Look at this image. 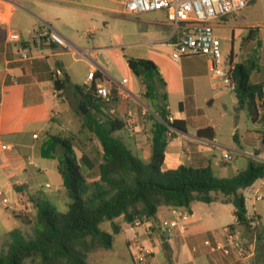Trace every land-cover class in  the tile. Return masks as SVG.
<instances>
[{"label": "crops", "instance_id": "crops-1", "mask_svg": "<svg viewBox=\"0 0 264 264\" xmlns=\"http://www.w3.org/2000/svg\"><path fill=\"white\" fill-rule=\"evenodd\" d=\"M13 1L15 2L13 9L9 12L3 11L0 17V192L2 195H4L3 189L12 187L22 192L35 191L34 186L39 183V176L50 174L58 184L54 187L50 182L39 184L40 195L44 198L42 202L47 201L57 207L56 200L61 198L64 200L62 191L64 185L59 173L58 160L44 158L42 147L47 136L54 134L51 130L55 125V118L59 116L63 106L68 105L64 97L59 98L55 84L56 78L63 79L66 76L69 77L70 83L65 93H70L79 106L82 95L77 86L89 88L96 84L97 88L105 87L112 91V99L102 110L123 119L131 115L135 127L133 130L123 129L129 135L128 141L122 140L145 161L151 158L150 138L154 120H160L159 112L165 104L170 117L186 122V133L172 129L176 134L169 133L165 168H176L181 164L196 168L211 166L214 172L226 173L225 169H221L219 164L212 160L214 151L221 149L222 153L229 150L248 157L245 162L233 165L235 171L233 175L248 167L249 158L258 161L264 159V149H262L264 123L261 131L254 126L257 131L247 129L241 137L238 134L240 124L236 123L233 137L239 146L237 144L224 146L216 141L217 126L210 124L201 114L204 112L198 104L199 95L207 103L213 104L214 101L208 94L210 88L206 80L212 71L209 57L202 56L206 59L202 64L184 68L182 59L169 64L166 59L154 52L145 56H133L152 60L166 85L161 82L159 76L145 79L138 77L129 67L128 62L125 73L120 77L110 69L102 53L104 47H95L94 41H92L93 47L89 46L87 42L89 37L83 36L87 30L95 29L96 32L92 36L95 37L99 30L95 23L101 21L104 27H108L107 18L110 14L117 11L123 13V8H116L115 0ZM120 4L122 6V1ZM137 17L152 18L160 23V26L168 28L164 40L156 41L172 39L175 35V27L166 21L164 13H149ZM226 18L217 20L215 28L224 23ZM10 30L21 35L20 42L7 41V33ZM45 31L58 32L69 42L71 49L66 50L54 43L48 44L36 36ZM96 39L99 42L100 38L96 37ZM24 53L30 58L24 59L22 57ZM170 53L171 51L169 57ZM231 53L236 54L234 50ZM76 54L82 56L76 57ZM72 62L85 64L86 74L83 80L76 77V69ZM170 65L180 71L178 76L174 77L167 73ZM91 71H95V76L89 83L87 75ZM124 79H127L125 83H123ZM145 81L155 86L154 95L147 91ZM234 98L233 108H239L236 94ZM253 124L257 125L259 122ZM209 127L214 129V133L206 131L203 136L198 135L200 130ZM79 141H81V152L76 151L78 157L82 159L90 180H95L99 175L103 148L93 135L82 137ZM92 141L96 143V151H93L90 145ZM245 145L250 148H245ZM257 152H260L258 156ZM84 154L86 158H82ZM46 185L50 187L46 188ZM254 189H258L263 197L260 200L252 197L246 202L247 204L245 203L246 208H255L260 221L255 238L256 254L250 264H264V178L258 179L252 186L243 190V193L251 194ZM212 195L216 198L215 201L212 203L195 201L190 212L185 209L161 207L158 212V223L154 225L152 220L149 221L152 224L151 234L145 233L143 225L133 227L119 218L123 231L118 235L124 236L132 262L130 244L133 239H137L154 251L152 264H227L228 259L220 252L211 251L205 245V241L214 242L223 239L224 229L235 223V207L232 203L223 201V194L212 192ZM34 197L35 194L29 197V204L25 206L26 212L22 211L16 214V217L30 220L29 214H34L37 205L41 203V200L36 201ZM21 200L24 203V199ZM186 212H189L190 216L183 226L176 228L172 237H167L165 241L160 240L153 227H162L163 221L174 219ZM224 218L228 220L223 222ZM243 231L252 241L253 233L246 229ZM165 242L168 243L167 247L164 246ZM108 250L101 249L90 256H93L95 263L102 262L108 257Z\"/></svg>", "mask_w": 264, "mask_h": 264}, {"label": "trees", "instance_id": "trees-1", "mask_svg": "<svg viewBox=\"0 0 264 264\" xmlns=\"http://www.w3.org/2000/svg\"><path fill=\"white\" fill-rule=\"evenodd\" d=\"M255 32L259 29H253L247 39H253ZM262 47L264 43L258 41L247 58L235 64L231 74L236 83L238 107L246 111L252 123L264 121V81L253 82L254 74L264 69ZM125 58L138 77L159 76L166 85L152 60L127 55ZM230 60L233 62V53ZM145 68L147 71L142 73ZM69 83L68 76L56 80L59 98L65 96ZM145 84L147 91L154 95L155 86L146 81ZM77 88L82 95L81 105L89 109L83 116L79 133L83 137L93 135L103 148L98 178L90 180L78 157L77 135L50 134L42 147V156L58 160L59 173L70 199L68 209L59 212L50 202L39 203L34 223L23 218V222L31 227L30 232L15 228L0 239V264H25L26 261L30 264H89L91 254L113 247L116 236L123 231L119 218L129 225L144 219L152 220L156 225L161 207L190 212L195 201H215L212 192L223 194V201L234 205L240 227L248 225L243 190L264 178V162L249 158L248 167L232 177L217 176L211 166L196 168L181 164L176 168H165L169 133L176 134L171 127L186 131L184 120L170 121L166 104L159 112L160 120H154L151 158L145 161L115 135L126 128V121L102 110L108 102L97 95L96 84ZM206 131L214 133L209 127L200 130L198 135L203 136ZM82 158H86L85 154ZM105 222H110L112 232L102 228ZM153 230L160 240H166L162 227L155 226Z\"/></svg>", "mask_w": 264, "mask_h": 264}, {"label": "rangeland", "instance_id": "rangeland-1", "mask_svg": "<svg viewBox=\"0 0 264 264\" xmlns=\"http://www.w3.org/2000/svg\"><path fill=\"white\" fill-rule=\"evenodd\" d=\"M116 8L122 9L120 2L122 0H115ZM226 21L220 26L215 28L216 34L220 37L222 42V48L224 54L228 57L229 54L234 50L236 54L233 55V63H240L247 58L248 53L257 46L258 41L264 43V0H250L248 5L238 12H234L226 16ZM108 27L99 21L95 23L99 28L95 37H89L88 45L93 47L92 41L95 42V47H104L103 54L106 61L109 64L110 69L116 72L120 77L125 73L128 65L125 55L129 57L133 56H145L150 52H154L162 58L166 59L169 64L174 62V60L169 57L170 48L154 47L150 45V41L164 40L166 35V26H160L156 20L149 17H136L128 16L122 12H114L107 18ZM259 29V32L253 34V39H247L250 32L253 29ZM96 37H99V42ZM262 55V65L264 66V47L261 48ZM206 60L202 56H192L185 57L182 59L184 63V68L192 67L197 64H202ZM181 61V60H180ZM171 62V63H170ZM74 68L76 69V77L79 80H83L86 72L84 70L85 64L72 62ZM82 65V66H81ZM171 76H178L180 71L173 68L171 65L167 70ZM148 78V77H147ZM75 79V77H74ZM209 84V96L214 99L213 104L203 101L201 95H199V106L203 109V117L212 125H216V141L224 146L228 145H238L234 141L233 132L235 124H240L239 136H243L247 129L251 131H257V128L261 131L264 121H260L259 124H253L251 120L248 119L245 110L240 108H233L235 93L228 91L226 88L221 86V80L216 77L211 71L210 76L206 77ZM264 81V69L261 72H257L253 76V82H263ZM64 99L68 101V105L63 106V110L57 118L56 122L52 128L54 134H63L66 136L75 134L77 135L78 145L76 151L81 152V134L80 129L83 123V114L78 111V103L73 100L70 93H65ZM231 110V111H229ZM89 112V110H88ZM52 135V134H51ZM115 135L124 141H128L129 133L126 130H121L115 133ZM50 134L47 136V138ZM84 138V137H83ZM80 142V144H79ZM93 151L97 150L96 143L92 141L90 143ZM245 148H250L245 145ZM254 150V149H253ZM221 150H215L212 160L219 164L221 169H225L226 173L223 171H215V174L219 177H232L235 172L233 165L238 163L241 164L247 156L239 155L235 152L229 151L233 156L234 160L231 163H226L223 158V153ZM98 155H96L97 157ZM53 163L52 161H49ZM241 168V167H240ZM61 180V177L58 176ZM50 182L52 187L58 184V182L53 179L50 174H41L39 176V183L34 186L35 191H20L17 188H7L3 189L4 195H0V239L3 236L15 228H19L25 232H30L31 227L27 226L21 218L16 217V214L22 211L26 212V207L29 202L28 199L31 195L35 194V200L44 199L41 193V186L39 184H45ZM40 186V187H39ZM64 193L63 198L56 200L57 210L59 212H65L68 209L70 199L66 193L64 187H62ZM35 192V193H33ZM24 193V195H23ZM7 197L8 202L4 203L3 198ZM21 199H24V203ZM40 202V201H39ZM247 204V203H246ZM15 213V214H14ZM37 218V210L34 214H29V219L33 223ZM228 220L223 219V222ZM105 231L112 232L110 222H105L102 225ZM108 257L102 262L95 263L93 256L88 259L89 264H133L129 249L127 248L124 236L118 235L116 241L111 249L108 250ZM25 264H30L26 261Z\"/></svg>", "mask_w": 264, "mask_h": 264}, {"label": "built area", "instance_id": "built-area-1", "mask_svg": "<svg viewBox=\"0 0 264 264\" xmlns=\"http://www.w3.org/2000/svg\"><path fill=\"white\" fill-rule=\"evenodd\" d=\"M249 2L250 0H122V6L123 13L128 16L137 17L149 13H164L166 21L175 27V35L172 39L165 41H152L150 45L170 48V57L176 62L185 57H209L213 74L221 80L220 85L235 93L236 83L231 75L235 63L231 62L230 54L227 57L223 52L221 39L215 32V22L242 10ZM14 3L13 0H0V17L3 11L9 12L13 9ZM95 32V29H89L83 36L86 38L92 37ZM36 36L48 44L54 43L66 50L71 49L69 42L58 32L45 31L38 33ZM7 41L11 43L20 42L21 35L14 30H10L7 33ZM81 56L76 54V57ZM22 57L24 59L30 58L27 53H24ZM94 76L95 71L89 72L87 81L91 83ZM126 81L127 79H124L123 83ZM97 95L102 100L109 102L113 93L110 89L98 87ZM125 118L126 128L133 130L135 127L133 118L131 115L125 116ZM170 121H174L173 117H170ZM4 148L6 147L4 146ZM223 158L226 163H231L234 160L233 155L228 151L223 152ZM261 162H264V159ZM48 187L50 185H46V188ZM0 195H2L1 192ZM243 195L245 203L252 197L255 200H260L263 197L258 189H254L251 194L246 192ZM3 202L7 203L8 199L4 198ZM189 216L190 213L186 212L174 219L163 221L162 228L166 237H172L175 234V229L183 226ZM246 218L248 220L246 227H240L238 225L239 219L236 217L235 223L224 229L222 240L205 241V245L211 251L220 252L228 259L227 264H250L256 254L255 238L260 221L254 207L247 208ZM149 221L147 219L137 220L132 226L143 225L145 233L151 234L152 224ZM243 229L253 233L252 241L245 236ZM130 249L134 264H152L154 251L143 242L133 239Z\"/></svg>", "mask_w": 264, "mask_h": 264}, {"label": "water", "instance_id": "water-1", "mask_svg": "<svg viewBox=\"0 0 264 264\" xmlns=\"http://www.w3.org/2000/svg\"><path fill=\"white\" fill-rule=\"evenodd\" d=\"M146 71H147L146 68L143 69V70H141L142 73H144V72H146ZM88 110H89V109H88L86 106H84V105H80V111H81L83 114H87V113H88ZM171 129H172V130H175V131H178V132H180V133H186V131H181V130H178V129L174 128V127H171ZM166 136H167V135H165V137H166ZM164 246L167 247V246H168V243L165 242V243H164Z\"/></svg>", "mask_w": 264, "mask_h": 264}]
</instances>
